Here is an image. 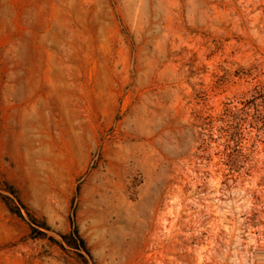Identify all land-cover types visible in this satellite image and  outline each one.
Wrapping results in <instances>:
<instances>
[{"label": "rangeland", "instance_id": "1", "mask_svg": "<svg viewBox=\"0 0 264 264\" xmlns=\"http://www.w3.org/2000/svg\"><path fill=\"white\" fill-rule=\"evenodd\" d=\"M0 264H264V0H0Z\"/></svg>", "mask_w": 264, "mask_h": 264}, {"label": "trees", "instance_id": "2", "mask_svg": "<svg viewBox=\"0 0 264 264\" xmlns=\"http://www.w3.org/2000/svg\"><path fill=\"white\" fill-rule=\"evenodd\" d=\"M63 238H65V236H63ZM80 242H81V244H82V246H83V241L81 240Z\"/></svg>", "mask_w": 264, "mask_h": 264}]
</instances>
